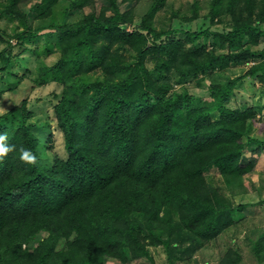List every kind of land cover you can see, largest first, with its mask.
<instances>
[{
  "label": "trees",
  "instance_id": "trees-1",
  "mask_svg": "<svg viewBox=\"0 0 264 264\" xmlns=\"http://www.w3.org/2000/svg\"><path fill=\"white\" fill-rule=\"evenodd\" d=\"M25 1L1 3L0 18L23 28L15 46L0 34L7 43L0 73L8 74L15 49L43 30L57 35L48 53L56 48L60 59L41 66L35 84L64 86L55 115L66 157L49 161L53 136L45 138L46 128L36 133L25 102L0 115V132L14 146L0 160V264H106L107 258L155 264L151 246H164L169 257H191L198 244L217 240L245 206L209 183L205 172L214 167L222 178H241L256 166L253 158L244 164L247 151L264 150V140L249 133L263 107L229 106L243 80L264 83V0H214L212 21L228 16L232 22L222 33L158 31L153 20L166 0H151L132 31V12L123 8L133 0H105L88 14L96 0H73L82 12L75 21L59 12L61 0H40L31 9L42 24L33 30ZM211 39L208 50L204 41ZM225 47L227 53H217ZM251 60L245 74L213 79L209 106L187 90L172 93L174 82ZM21 148L35 162L20 160ZM254 254L264 264V234ZM241 260L229 249L220 264Z\"/></svg>",
  "mask_w": 264,
  "mask_h": 264
},
{
  "label": "rangeland",
  "instance_id": "rangeland-1",
  "mask_svg": "<svg viewBox=\"0 0 264 264\" xmlns=\"http://www.w3.org/2000/svg\"><path fill=\"white\" fill-rule=\"evenodd\" d=\"M73 0H61L60 7L62 12H67L64 16L69 21H75L80 18L81 13L72 8ZM3 0H0V8ZM40 2V0H26L23 2L22 9L28 13L29 22L32 29L39 27L42 22L35 20L37 13L31 7ZM151 0H133L126 5L123 10H131L133 16V25L128 27L129 31L138 26L151 6ZM214 0H166L165 8L156 12L153 27L158 31L169 29L183 31H203L210 29L213 32H229L232 28L230 17H219L212 21V11ZM105 0H96L94 7L85 9L86 14L95 9L99 11L102 6H106ZM61 15L57 16L60 20ZM195 18L194 21L192 19ZM223 20V21H219ZM264 27V25H263ZM22 26L17 21H10L0 18V34L4 39L10 40L13 46L16 44L14 35L22 30ZM47 32L48 34H46ZM183 33H178L177 38L183 37ZM175 38V37H174ZM57 35L50 30H43V33L31 42H26L24 48L15 49L12 56L13 64L9 73H0V115L10 111L15 106H21L24 102L31 111L30 123L34 124L36 133L40 129H48L45 136L47 138L52 134L53 140L48 145L53 149L48 152L49 161L59 155L66 157L64 148V137L57 127L55 115V106L59 103L64 86L56 82H49L45 85H36L35 79L38 77V70L41 66L55 65L61 56V52L55 48L52 54L48 53V46H54L57 43ZM208 50L212 49L213 40L204 41ZM7 43L0 42V52ZM264 48V37L261 41V47ZM229 49H218V54L227 53ZM254 62L248 61L239 64H231L225 71H208L197 79H192L186 83L174 82L173 92L180 93L186 90L194 95L198 101L204 105L211 104L209 88L213 79L223 81L227 78H235L245 74ZM1 67V65H0ZM91 74L86 79L93 80L98 76ZM260 104L264 109V83L255 79H245L238 87L236 96L231 100V108H240L244 104ZM251 137L264 140V110L257 114V118L252 124L250 130ZM252 147L247 151L245 163L250 159H256L254 170L241 178L225 179L220 176L217 168L208 169L205 174L208 176L209 183L219 187L222 192L230 197L236 205H244L242 212L235 217V223L228 228L215 241L200 243L199 248L191 257L178 253L169 257L167 249L164 246L150 247V252L154 258L155 264H220L221 259L231 249L238 252L242 258L239 264H259L254 254L255 241L261 234H264V204L259 202V193L257 186L264 188V150ZM256 150V151H253ZM260 159V160H259ZM49 161L48 164H49ZM263 161V162H262ZM189 243H186V246ZM106 264H122L118 260L106 259ZM129 264H150L146 259L131 261Z\"/></svg>",
  "mask_w": 264,
  "mask_h": 264
},
{
  "label": "clouds",
  "instance_id": "clouds-1",
  "mask_svg": "<svg viewBox=\"0 0 264 264\" xmlns=\"http://www.w3.org/2000/svg\"><path fill=\"white\" fill-rule=\"evenodd\" d=\"M9 137L7 132H0V160H2L7 154L12 151L13 145L7 143ZM20 160L25 162H35L36 156L33 155L30 150L21 148L20 149Z\"/></svg>",
  "mask_w": 264,
  "mask_h": 264
},
{
  "label": "crops",
  "instance_id": "crops-1",
  "mask_svg": "<svg viewBox=\"0 0 264 264\" xmlns=\"http://www.w3.org/2000/svg\"><path fill=\"white\" fill-rule=\"evenodd\" d=\"M247 155V154H246ZM264 156V155H263ZM260 160V159H259ZM263 162V161H262ZM264 164V163H263ZM257 188H258V190H257V192L259 193V201L261 200V199H263L264 198V188H262V187H260V186H257Z\"/></svg>",
  "mask_w": 264,
  "mask_h": 264
}]
</instances>
